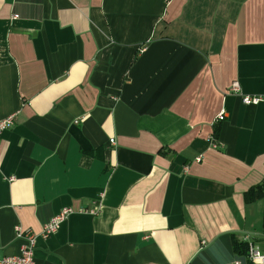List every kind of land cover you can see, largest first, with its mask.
Listing matches in <instances>:
<instances>
[{
	"label": "crops",
	"instance_id": "obj_1",
	"mask_svg": "<svg viewBox=\"0 0 264 264\" xmlns=\"http://www.w3.org/2000/svg\"><path fill=\"white\" fill-rule=\"evenodd\" d=\"M242 95L264 97V0H0V259L16 226L38 235L34 264L264 250V195L245 198L264 102Z\"/></svg>",
	"mask_w": 264,
	"mask_h": 264
},
{
	"label": "built area",
	"instance_id": "obj_2",
	"mask_svg": "<svg viewBox=\"0 0 264 264\" xmlns=\"http://www.w3.org/2000/svg\"><path fill=\"white\" fill-rule=\"evenodd\" d=\"M230 91L240 93V87L237 82H233L230 86ZM244 104L256 105L264 102V97L257 95H242ZM224 112L221 111L215 117V121L224 119ZM14 114L8 115L0 119V133L13 124ZM113 143V139H110ZM199 161V157L196 159ZM70 209L64 208L59 213L54 215L48 222L43 225L42 232L39 236L46 239L54 234L60 224L67 218ZM95 214V212H92ZM15 237L23 241L20 253L15 256H5L0 259V264H34L35 244L38 235L33 234L30 230H23L20 226L15 227ZM204 244V242H202ZM227 264H264V250L255 248L252 244H248L247 253L242 258H236Z\"/></svg>",
	"mask_w": 264,
	"mask_h": 264
},
{
	"label": "trees",
	"instance_id": "obj_3",
	"mask_svg": "<svg viewBox=\"0 0 264 264\" xmlns=\"http://www.w3.org/2000/svg\"><path fill=\"white\" fill-rule=\"evenodd\" d=\"M262 195H264V181H262L258 186L255 188L249 190L245 194V198L247 201H253L256 198H260ZM235 250L240 253L241 255H245L247 253V245L246 244H236Z\"/></svg>",
	"mask_w": 264,
	"mask_h": 264
}]
</instances>
